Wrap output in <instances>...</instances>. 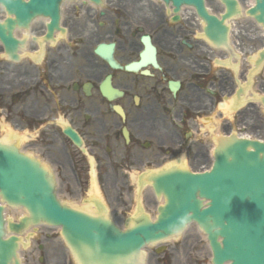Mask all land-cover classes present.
Listing matches in <instances>:
<instances>
[{
	"label": "flooded vegetation",
	"instance_id": "1",
	"mask_svg": "<svg viewBox=\"0 0 264 264\" xmlns=\"http://www.w3.org/2000/svg\"><path fill=\"white\" fill-rule=\"evenodd\" d=\"M117 2L114 12L103 18L98 10L99 20L95 15L86 18L96 20L93 32L74 26L69 16L70 11L75 14L74 7L67 8L63 18L67 39L47 45L38 62L6 61L0 74V114L26 131L24 148L51 163L65 189L72 185L71 176L80 188L85 185L90 157L97 161L105 186L107 174L116 183L117 177L127 178L132 170L182 154L196 159L205 153L196 110L203 107L200 90L206 83L214 85L216 77L212 68L211 74L206 70L209 77L199 73L203 56L202 42L194 36L198 25L193 30L179 24L177 32L185 37L176 43L169 37L172 31L167 32L163 7L138 6L139 0ZM100 19L108 22L101 24ZM144 35L157 48L159 67L146 58L141 70L112 69L94 52L96 39L116 40V60L126 66L141 59ZM109 77L116 90L110 99ZM174 78L180 79L177 90L171 89ZM209 97L214 105L218 94L213 91ZM175 109L180 121L170 118ZM66 130L75 131L82 144L77 146Z\"/></svg>",
	"mask_w": 264,
	"mask_h": 264
},
{
	"label": "water",
	"instance_id": "2",
	"mask_svg": "<svg viewBox=\"0 0 264 264\" xmlns=\"http://www.w3.org/2000/svg\"><path fill=\"white\" fill-rule=\"evenodd\" d=\"M60 1L0 0L14 16L0 22V40L15 46L13 29L36 15H50L55 24ZM164 1L172 2L175 11L184 4L195 6L204 20V37L217 47H228L225 21L240 12L235 0H222L226 12L221 19L208 12L204 0ZM248 14L264 26V0H256ZM263 61L264 49L253 71ZM259 100L264 104V96ZM153 176L157 195L165 198L158 219L152 222L142 216L121 230L106 216L61 203L49 169L14 145L0 142V200L22 206L28 214L20 224L8 222L9 230L19 232L41 222L60 226L79 264H140L143 246L179 235L191 222L208 236L214 264H264V141L236 134L220 137L211 170L193 173L172 164ZM3 210L0 204V264H20L18 238H4Z\"/></svg>",
	"mask_w": 264,
	"mask_h": 264
},
{
	"label": "rangeland",
	"instance_id": "3",
	"mask_svg": "<svg viewBox=\"0 0 264 264\" xmlns=\"http://www.w3.org/2000/svg\"><path fill=\"white\" fill-rule=\"evenodd\" d=\"M208 1V5L211 7V9L214 12H218L220 9V5H218V3L215 0H207ZM239 28L241 29V32L243 34H238V36L235 38L238 40L239 42V46L240 48H242L245 51H248V55H250L251 53H254L255 51H257L258 49H260L262 46H264V39H262L261 37H259V35L257 34L256 28L252 25L251 22H239ZM241 25V26H240ZM254 29V30H253ZM168 32V31H167ZM205 57V55H204ZM206 60V59H205ZM226 90L225 87L224 89H222V91ZM264 92V69L261 70V72L258 74L257 78L255 79V83L252 87V89L248 92V96L253 95V94H261ZM226 102V101H225ZM228 104V103H227ZM221 111L224 112V115L219 119V120H215L214 121H219V125L218 128L222 131V119H226V118H232V111L231 113H227L226 109L223 110L222 107ZM245 113L250 115V118L247 119L245 122L243 120H239V118L237 117V119L233 120V126L234 128H236V131L240 132L241 134H248L254 138H259V139H263L264 140V110L262 109L261 106L259 105H251L248 106V108L246 109ZM237 116V115H236ZM217 118V117H214ZM242 117L240 116V119ZM87 193V198H91L89 196L90 194V190L87 189L86 191ZM136 196H137V187L135 186L132 193H131V198L134 201V205L137 203L136 202ZM149 204L152 203V197L149 196ZM120 208H117V210H123L124 209L121 207V205L119 204ZM135 206L132 207V209L129 211L132 212L134 210ZM18 216V215H16ZM191 236H186V239H184V242L181 243L180 246L176 245V249L173 250L172 248H170L173 253H169V263L170 264H191L193 261L191 260L192 257L195 258V251L191 250L189 252V247L191 245L192 242H189V239H191ZM181 242V241H180ZM179 243V242H177ZM49 246V245H48ZM189 252V253H188ZM31 256L33 258H36L37 254L34 253L31 254ZM65 257H67L65 255ZM172 258L174 259V262L172 261ZM30 259H27V262H29ZM26 261V260H25ZM55 264H61V262L57 259H54ZM151 264H154L153 262H151ZM195 264V262H194Z\"/></svg>",
	"mask_w": 264,
	"mask_h": 264
},
{
	"label": "bare ground",
	"instance_id": "4",
	"mask_svg": "<svg viewBox=\"0 0 264 264\" xmlns=\"http://www.w3.org/2000/svg\"><path fill=\"white\" fill-rule=\"evenodd\" d=\"M238 2H239V4H240V6L243 8V10H245L246 8H249V7H251V6H253L254 4H255V0H238ZM220 4V3H219ZM220 6H221V8L219 9L220 11H223L224 10V6L223 5H221L220 4ZM4 9L2 8L1 9V12H0V18H3V16H4ZM184 12V14H183V17L184 16H187L188 14H189V12H191V11H188V10H184L183 11ZM193 13V12H192ZM249 21H251V22H254V24H255V27H256V25H259V24H257L253 19H249ZM235 23V22H234ZM256 28H258V27H256ZM44 31V30H43ZM234 32H235V29L233 28V30H232V33L234 34ZM257 32H258V35L262 38V39H264V29L261 27V26H259V28L257 29ZM35 34H41V33H35ZM32 49V48H31ZM223 107L225 108V109H227L228 108V105L227 104H224L223 105ZM202 108V107H201ZM203 238H205L204 236H202ZM208 248V247H207ZM208 250H209V248H208Z\"/></svg>",
	"mask_w": 264,
	"mask_h": 264
}]
</instances>
